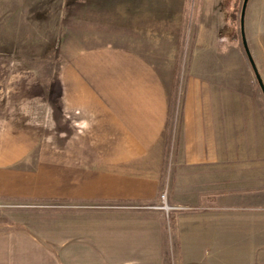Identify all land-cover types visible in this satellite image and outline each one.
<instances>
[{
  "label": "rangeland",
  "instance_id": "1",
  "mask_svg": "<svg viewBox=\"0 0 264 264\" xmlns=\"http://www.w3.org/2000/svg\"><path fill=\"white\" fill-rule=\"evenodd\" d=\"M243 3L0 0V229H29L56 247L59 237L82 229L81 221L157 212L154 205L62 199L70 183L82 187L83 168L98 169L88 152L82 157L88 132L75 131L68 102H104L119 73L113 66L144 58L176 84L171 151L183 136L186 102L203 101L211 138L225 140L227 205L250 204V219L264 231V93L242 41ZM245 35L264 83V0H248ZM172 159L165 164L171 172ZM169 188L168 182L158 205L166 192L173 209L160 210L161 217L172 222L173 213L186 209L171 204ZM153 245L147 243V264L154 261ZM231 245L227 253L246 262V237ZM163 246L176 255L171 239ZM84 255L67 264L110 262Z\"/></svg>",
  "mask_w": 264,
  "mask_h": 264
},
{
  "label": "crops",
  "instance_id": "2",
  "mask_svg": "<svg viewBox=\"0 0 264 264\" xmlns=\"http://www.w3.org/2000/svg\"><path fill=\"white\" fill-rule=\"evenodd\" d=\"M121 61L120 68L113 66L119 73L109 81L104 102L98 97L94 102H68L75 131L88 132L82 157L88 152L98 169L83 168L82 187L69 182L62 199L158 205L169 182L171 204L186 210L173 213L172 222L157 208L149 218L143 213L81 221L82 229L68 239L59 237L56 247L46 235L29 229H0V264H67L88 252L110 261L105 264H147V243L154 244L153 264H226V259L240 264L243 257L227 253V248L241 236L249 244L242 264H264V231L250 219L254 208L240 202L227 205L225 140L219 134L211 138L203 101L197 107L186 102L183 136L172 152L176 84L144 58ZM169 156L176 166L172 172L165 165ZM73 171L77 180L78 169ZM170 239L176 244L175 256L164 252Z\"/></svg>",
  "mask_w": 264,
  "mask_h": 264
},
{
  "label": "water",
  "instance_id": "3",
  "mask_svg": "<svg viewBox=\"0 0 264 264\" xmlns=\"http://www.w3.org/2000/svg\"><path fill=\"white\" fill-rule=\"evenodd\" d=\"M247 4H248V0H244V3H243V7H242V11H241V35H242V41H243V45L245 47V50L248 54V57H249V60H250V63L254 69V72L256 74V77L258 79V82L260 84V87L262 88V91L264 93V83H263V80L259 74V71L256 67V64H255V61L252 57V54L250 52V49H249V46H248V43H247V39H246V35H245V15H246V9H247Z\"/></svg>",
  "mask_w": 264,
  "mask_h": 264
},
{
  "label": "built area",
  "instance_id": "4",
  "mask_svg": "<svg viewBox=\"0 0 264 264\" xmlns=\"http://www.w3.org/2000/svg\"><path fill=\"white\" fill-rule=\"evenodd\" d=\"M162 204L160 205H154L152 206L153 208H157V209H162V210H165L166 212H169L171 209H173L172 206H169L168 203H167V194L166 192L163 193L162 195Z\"/></svg>",
  "mask_w": 264,
  "mask_h": 264
}]
</instances>
